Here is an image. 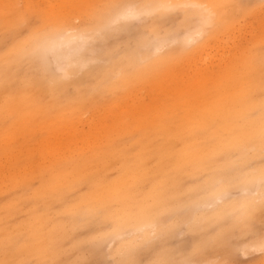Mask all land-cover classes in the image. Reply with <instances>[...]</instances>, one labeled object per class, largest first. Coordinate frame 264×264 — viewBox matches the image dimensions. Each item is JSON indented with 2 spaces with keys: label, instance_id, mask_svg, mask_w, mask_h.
Listing matches in <instances>:
<instances>
[{
  "label": "rangeland",
  "instance_id": "obj_1",
  "mask_svg": "<svg viewBox=\"0 0 264 264\" xmlns=\"http://www.w3.org/2000/svg\"><path fill=\"white\" fill-rule=\"evenodd\" d=\"M12 1L4 0L6 4H3V8L11 6L14 12L17 10L16 13L22 15L23 21L11 27L17 26L14 30H7L4 28V20L9 12L0 10V15L4 14L1 15L3 17L0 16V23L3 21L0 24V57L15 42L21 40V37H26L37 24L40 26L41 23L37 14H28L25 10L26 0ZM30 1L40 4L47 0ZM102 1L91 0L89 5L81 4L83 9L88 10L80 17L73 13L69 14L75 19L71 18V21L64 25L40 26L41 29H49L50 33L39 48L33 43V55L26 61V66L22 65L20 68L19 80L29 71V75L37 78V83L41 82L51 87L48 81L55 82L58 91L52 96H47L45 91L42 95L39 93L40 97L38 94L34 96L37 100V109L43 108V111L40 108L38 110L49 118V120L46 119L47 122L38 118L36 125L26 132L28 134L15 131L16 138L14 137L10 148H4L5 144L0 140V175L2 174L0 194L3 192L0 195V209L5 208L7 212V218L0 222V234H2L0 235V264L7 260H15L17 264H85V262L89 264H121V262L123 264H155L159 260L177 262L192 260L198 264H224L225 261L236 260L240 264H264V251L259 248L253 250L249 232L244 224L245 214H247L253 223L254 231L261 232L264 230V212L250 214L245 209L237 207L238 203L245 201H250L254 205L260 204L258 191L245 183L240 172L250 161L259 166L261 148L253 145H239L227 154L215 157L207 169L195 175L197 177L193 176L191 171L183 173L180 188L182 203L175 205L171 212L162 215L159 220L148 219L139 225L118 223L113 214V206L96 208L81 204L67 212L66 209L77 201L79 195L89 189L88 181L80 184L75 191H66L67 194L62 200L54 195L47 201L39 194H34V190L41 181L36 177L31 181L26 179L25 169H33L30 168L33 166L28 162L29 160L35 162L36 166L40 164L41 167L38 166L37 169L45 168L42 177L48 184L42 186L40 193H46L51 189L50 185L54 186L56 179L52 167L59 165L56 169H63L62 172L65 173L71 170L70 162L81 163L87 157L89 159L85 161L86 168H92L95 165L105 166L107 163H103L99 157L95 156L97 150L93 146L96 143L99 144L98 141L102 140L104 132H108L114 123L121 119L120 116L130 120L134 113L135 115L142 113L143 109V112L147 111L152 106L160 105L162 100L169 99L173 94L172 91L186 89L189 91L187 93H191L190 88L196 84L211 86L223 75L227 77L232 72L238 75L242 69L240 61L264 49V0H227L226 3L232 8H225V11H228V19L217 33H215L218 26L217 14L213 8L214 26L198 42L189 43L185 40H188L187 32L182 31L181 28L186 27L184 24L186 19L199 15V11L194 9L188 17L181 14L174 21L175 31L172 34L161 33L158 37L153 36L151 41L139 48L129 47L128 32L108 38L101 35L114 13L111 9L104 18L96 20L92 16V9L94 5L97 6ZM117 1L119 2L115 4L140 3L139 0ZM158 2L198 3L196 0H158ZM202 4L214 7L215 1L207 0ZM73 9L71 8V11ZM68 25H72V28L61 31ZM85 26H87V32L91 34V39L87 42L78 36L74 39V43H70L71 46L69 43L63 46L62 38L58 39L61 35L63 37L70 33L77 35L75 29L77 27L85 29ZM132 31L139 34L135 29ZM57 40L61 45L57 43ZM55 41L58 46L54 49ZM57 47L60 50L63 49V52H59ZM163 54H168L166 58L171 59L161 66H154L156 59ZM127 55L134 57L138 65L144 64L141 60L142 56L148 57L154 68L151 72L140 76L138 82H134L135 77L132 80L134 83L127 84L118 90H109L106 82H103V74L108 73L115 80L120 79V74H115L116 70L111 69ZM58 62L69 69L67 75L62 73L53 75L48 70L50 65H56ZM1 66L0 64V69ZM107 69L108 71H105ZM78 90L86 91L85 97H79ZM47 105L49 106L46 107ZM42 114L40 115L43 116ZM62 114L71 116L65 119L56 118ZM137 116L134 120L138 119ZM22 118H24L22 111L7 119L0 117V127L3 126L1 130L8 132L10 129H19L25 121L21 120ZM50 120H52L51 123L44 130ZM16 122L20 123L16 124ZM100 133L104 135H98ZM97 135L98 138L95 139ZM198 135L200 138L205 137L211 141L218 138L217 134H213V130L210 133L202 130ZM43 140L52 145L56 142L60 146L59 150L63 147H69L70 150L68 148L60 154L45 153L44 155L41 152ZM132 140V135L127 134L120 141L124 145L121 147L124 152ZM65 153H68V156ZM12 154L14 156L11 157ZM114 161L116 163L112 162L114 165L104 171L108 177L114 176L118 171L122 159L118 157ZM150 162L156 163L155 158ZM14 175L21 180V184H8L10 176ZM196 181L200 182V186L197 190H192ZM9 198L13 200H6ZM55 214L65 225L61 224L62 226L58 228L60 231L57 230L56 234L54 233L50 238L51 243L52 239H55L54 245L51 244L55 257L51 259L46 255V251L44 254L40 252L39 256L27 254L24 245L28 241L29 228L33 226V228L43 229L45 227L43 219L48 222V226H51L53 223L51 219L55 217ZM38 215L42 219H39ZM14 228H16L15 231Z\"/></svg>",
  "mask_w": 264,
  "mask_h": 264
},
{
  "label": "bare ground",
  "instance_id": "obj_2",
  "mask_svg": "<svg viewBox=\"0 0 264 264\" xmlns=\"http://www.w3.org/2000/svg\"><path fill=\"white\" fill-rule=\"evenodd\" d=\"M11 1L12 0H10V2ZM90 1L47 0L44 3L37 4L30 0H26L24 5L28 14L35 13L40 17V26L50 27L64 25L66 22L71 21L72 17L69 15L71 13L80 17L88 10L87 8L83 9L81 4H88ZM196 1L198 3L207 2V0ZM213 1H215L213 8L217 14L218 26L215 31V33H217L220 28H223L222 25L226 23L228 19V11H225V8L232 7L226 3L227 0ZM5 2L4 0H0V10L9 12L6 20H4V28L7 30H14L17 26H15V28L11 27L15 24H20L23 18L20 13H16L17 10L14 12L11 6L3 8V4L8 3ZM117 2L119 1L103 0L99 5H94L92 16L95 17L96 20L104 18L112 9L108 7V5H113ZM139 2L140 4L156 3L155 0H139ZM71 8H74L73 11H71ZM1 23H3V21ZM78 36L79 35L67 34L63 35V37L61 35L58 39L61 40L60 38H62V45L64 46L71 42L74 43V39ZM59 40H57V43ZM185 40L188 42L187 39ZM57 43L55 41L54 49L58 44L61 45ZM57 50L63 52V49L60 50L59 47H57ZM33 52V42L21 39L15 42V44L0 57V64L2 65L0 69V117L7 119L22 111L24 118L21 120H25L19 129H10L6 132L1 130L3 126L0 127V131H2L0 132V140L5 144L4 148H10L12 146V141L16 138L14 136L15 131L29 132L31 127L36 125L38 118L44 119L45 121L46 119L49 120L47 116L43 115L38 110L40 107L37 109V100L34 96L37 94L39 95V93L42 95L44 91L47 96H52L56 95L58 91L55 82L48 81V83H51V87L49 85L47 87L45 84H41V82L37 83V78L29 75V71H27L28 74L26 73V75L22 76V79L19 80V76H21L20 68L22 65L26 66V61L31 58ZM53 55L54 54H52V56ZM167 55L163 54L157 58L154 62V66H161L166 61H169L171 58H166ZM127 56L116 63L111 69L116 70L115 74H120V79L115 80L113 76L110 77V74H103V82H106V87L109 90H118L127 84L134 83L135 81L138 82L140 76L151 72L154 68L153 64L149 62L150 58L148 57L142 56L141 60L144 64L138 65V63H135L136 59L134 57L130 55ZM240 65L242 69L238 75H235L233 72L228 74L227 77L223 75L215 80L211 85L212 87L196 84L193 88H190V91H192L191 93H187L188 90L186 91V89H182V91H172L171 93L173 94H171L172 96H170L169 99L162 100L159 103L160 105L152 106V108H148L147 111L143 112V109L142 113H136V115L134 113L133 118L130 120H127L124 116H120L121 119L116 121L108 132H104L105 135L102 133L98 134L104 135V137H101L102 140L100 142L98 141L100 145L96 143L93 146L97 150L95 156L99 157L100 161L107 164H104L105 166L95 165L92 168H86L85 161L87 158L89 159V157H87L85 161L81 163L76 161L70 162L69 166L71 170H67L68 172L65 171V173L62 172L63 169H56L59 165L55 168L52 167L55 173L56 181L54 186L56 188L50 185L51 189L49 190L48 188L47 190L49 191H46V193H40L42 192L40 191V189L43 188L42 186L48 184L42 177L45 168L37 169L40 164L36 166V164H34L35 162L29 160L28 162L33 166L30 168L33 169H25L26 179L31 181L36 177L41 181L37 189L34 190V194H39L40 197L47 201L51 200L54 195L62 200L69 190L75 191L80 184L88 181L89 189L79 195L77 201L73 202L72 205L66 209L67 212H70L75 207H79L81 204L96 208H108L113 206V214L120 224L135 223L139 225L143 224L148 219L159 220L162 215L171 212L175 208V205L182 203L183 197L180 188L182 187L181 175L183 173L191 171L193 172V176H195L199 174V171L207 169V167L212 164V161L215 160V157L218 158L219 156L225 155L239 145H253L261 148L259 134L261 121L264 120V109H262L261 106L262 102H264V96L261 95V80L262 75H264V49H261L258 53L247 59L241 60ZM119 70H121V72ZM105 71H108V69ZM133 79L134 82L132 81ZM85 92L86 91L78 90L79 97H85ZM48 106L49 105L46 107ZM65 109H67L66 106ZM75 111L77 110L75 109ZM70 116L71 115L68 116V114H62L56 118L65 119ZM135 116L138 117L137 120H134ZM132 120L134 121L131 122ZM51 121L52 120L48 121L44 130L49 126ZM17 122L16 124H19L21 121L19 123ZM211 127H213V129H211ZM202 130L209 133L213 130V134H217L218 138L215 141H211L205 137L200 138L198 133ZM127 134H131L133 140L128 147L125 146L124 152L121 148L123 144H121L120 141L123 140ZM98 135L95 139L98 138ZM59 148L60 146L56 142L55 145H52L43 140L41 152L44 155L45 153H53V155L56 153L60 154L69 147H63L60 150ZM11 151L9 152L11 153ZM13 154L11 157L14 156ZM65 154L68 156V153ZM118 157L122 159L118 171L112 177L106 176L104 171L110 168L111 165H114L112 162H115L114 160ZM153 158H155L156 161L154 164L150 162ZM22 162L21 164L23 165ZM61 168L62 167H60V169ZM11 169L12 168H10V170ZM10 174L13 175V173ZM20 182L21 180L17 179V176L14 175L12 177L10 176L8 184L18 185ZM4 183L3 185H5ZM198 186H200V182L196 181L192 190H197L199 188ZM6 200H10V198ZM11 200H13V198ZM237 207L239 209H245L250 214L262 211L260 204L254 205L250 201L240 202ZM7 211L9 210L7 209ZM4 218H7V212L5 208H1L0 222H2ZM40 218L42 219V217H39V219ZM54 218L51 219L53 221L51 226H48V222L43 219L45 223L43 229L38 227L33 228V226L29 228L28 241L24 245L27 254L39 256L40 252L44 254L46 251V255L51 259L55 257L56 254L54 250L51 249V244L54 243L53 241H55V239H52L51 243L50 238L59 230L58 228L63 223L58 215L55 214ZM37 225H35V227ZM15 229L16 228H14V231Z\"/></svg>",
  "mask_w": 264,
  "mask_h": 264
},
{
  "label": "snow or ice",
  "instance_id": "obj_3",
  "mask_svg": "<svg viewBox=\"0 0 264 264\" xmlns=\"http://www.w3.org/2000/svg\"><path fill=\"white\" fill-rule=\"evenodd\" d=\"M114 10L110 22L104 27L101 35L108 37L118 36L122 32H128L130 36L129 47L135 46L139 48L141 45L151 41L153 36H159L161 33L172 34L175 31L174 21L179 18L181 14L188 17L192 10H198L199 15L186 19L184 24L186 27L181 28L182 31L187 32L189 43H196L214 26L215 13L213 6L202 3H185L175 4L167 2H156L150 4L140 3H118L108 5ZM79 24V22H77ZM72 25L66 26L61 31L69 30ZM85 29L77 27L75 34L79 35L85 42L91 39V34ZM135 29L139 33L132 30ZM49 29H41L39 24L34 27L26 37H21L23 40L33 42L39 48L42 42L45 41L49 35ZM71 34V33H70ZM159 51V47H158ZM48 70L53 75L62 73L68 74L69 69L61 63L50 65ZM262 93L264 96V75H262ZM262 109H264V102H262ZM259 140L261 144V157L259 166L255 162H248L244 168L240 170L246 184L258 191L260 197L259 203L264 212V120L261 121ZM244 224L246 230L249 232L253 250L259 248L264 251V230L259 233L254 231V226L251 219L245 214ZM2 264H17L15 260H7ZM89 264V262H85ZM123 264V262H121ZM155 264H198L192 260H184L181 262L171 260H159ZM224 264H240L236 260L225 261Z\"/></svg>",
  "mask_w": 264,
  "mask_h": 264
}]
</instances>
